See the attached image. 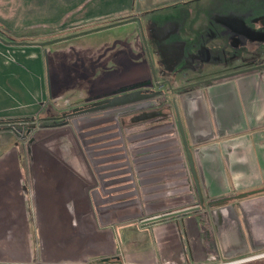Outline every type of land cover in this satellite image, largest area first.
<instances>
[{
    "label": "crops",
    "instance_id": "0c3cea01",
    "mask_svg": "<svg viewBox=\"0 0 264 264\" xmlns=\"http://www.w3.org/2000/svg\"><path fill=\"white\" fill-rule=\"evenodd\" d=\"M170 1L186 9L182 19L170 17L175 23L170 25V40L177 50L198 52L190 67L196 60L202 68L210 66L205 64L210 62L206 52L221 36L225 39L227 30L219 25L213 35L212 16L205 9L208 0H0V24L10 30L33 19L39 2H57L59 14L78 4V27L105 26L47 45L52 48L0 39V120H27L43 113L37 124L30 119L27 126H16L27 136L16 133L6 146L1 141L10 131L0 127V260L78 262L112 255L116 249L126 253L127 246L138 250L133 259L158 264L241 262L264 254V191H258L264 187V70L204 78L193 69L184 79L177 72L174 83L201 85L171 91V105L157 109L144 100L78 116L76 127L42 123L55 119L51 102L109 97L149 76L142 30L156 41L152 25L169 8L140 5ZM251 8L245 11L248 18H264L263 7L258 12ZM59 14L48 12L46 18ZM133 17L140 25L136 20L110 25ZM173 101L204 206L177 214L198 206L199 200L182 201L184 191H177L174 183L181 176V160L164 156L148 170L154 171L159 186L154 187L153 177H145L141 185H151L148 192L160 195L171 189L176 197L150 203L142 222H154L137 227L134 221L125 222L137 216L139 206L125 197L135 186V175L127 146L115 138V124L120 128L115 121L122 120L123 129L138 127L144 133L139 141L143 145L183 146L187 168L181 166L192 180L191 193L197 194ZM163 122L170 129L166 141L157 138L161 134L148 133ZM76 131L87 138L79 143ZM87 141L99 148L93 156L80 146ZM142 158L147 157L139 156V168ZM106 193L108 197H101ZM228 194H234V200L208 204Z\"/></svg>",
    "mask_w": 264,
    "mask_h": 264
},
{
    "label": "rangeland",
    "instance_id": "374dc122",
    "mask_svg": "<svg viewBox=\"0 0 264 264\" xmlns=\"http://www.w3.org/2000/svg\"><path fill=\"white\" fill-rule=\"evenodd\" d=\"M136 2L138 0H135ZM218 1L219 0H208V3L206 5V11L209 12L212 16V33L214 35V31L218 30L219 25H221L223 28L227 30V34L225 39L221 36L220 43H215L214 45L211 44L210 48L211 50L207 51L206 53L210 55V62H205V64H210V66H205V68H202L199 65V62L196 60L194 61V67H190L191 61L190 59L193 56V53L196 54L198 52H192V51H182L177 50L176 43H173L170 38V31L172 28H170V25H174L173 20H171L170 17L176 18L185 16L186 9L183 7H174L176 4L173 2H153V3H140L141 7L144 5L153 7V9L156 8H162L167 7L169 10L165 11L163 15H158V23L153 24L152 29L153 33L156 35V41L152 42L151 38L149 39V34L151 32H147L148 34L144 35V31L142 30V41H143V48H144V54H145V60L149 71V76H147L144 80L140 82H134L131 81L130 84H128V87H131L133 85L143 83L151 80V84L146 85V89L148 92L155 91L160 89L159 93H157L155 96L145 99L149 102L150 105L156 107L157 109L162 108L167 105H171V91H178L183 92L182 87H190V89H195L199 85H201L200 82H179L174 83L176 78V73H179V78L184 79L186 74L189 75L190 71L196 70L195 75L197 73L204 74L202 77H213V76H229L228 74L238 72L241 70H245L243 72H249L254 70H264V25L260 23L259 19L256 18H248L249 15L245 13L248 6L252 7L251 10L258 12L262 8V12H264V0H220L221 8L218 7ZM76 6V5H75ZM174 7V8H173ZM58 3H50L43 4L41 2L34 4V13L33 19L25 20L26 22L23 24L19 23L16 27H14L13 30H10L6 26H2L0 24V37H2L4 40L7 41H45L56 37L66 36L69 34H73L76 32H79L81 30H84L83 27H78V4L76 7H73L71 9H67L66 12H63L59 14L58 12ZM50 12L51 15H60L59 18L56 19H47L46 15ZM253 15V13H251ZM226 17L222 19H218V17ZM244 16H247V18H243ZM178 21L177 19H174V21ZM22 21V20H21ZM217 23V24H215ZM219 23V24H218ZM21 25V26H20ZM222 31V30H221ZM153 34V35H154ZM213 39V38H212ZM69 40V39H68ZM225 45H224V43ZM74 43V41H73ZM212 43V41H211ZM221 47V48H220ZM45 48H52L51 46H45ZM220 48V49H219ZM41 50L42 47H41ZM202 54V52H199ZM257 67V68H256ZM252 68V69H251ZM251 69V70H248ZM241 72V73H243ZM193 73V72H192ZM238 74V73H237ZM194 75V76H195ZM235 75V74H234ZM192 76V75H191ZM231 76V75H230ZM193 77V76H192ZM201 79V78H200ZM160 83L159 86L153 84ZM165 82L164 84H161ZM167 83V84H166ZM169 84V85H168ZM178 85V87H176ZM188 90V89H187ZM186 91V90H185ZM99 100V99H84L82 101L78 100H64V104H53L50 103L51 112L54 111L55 107V114H52L51 116L55 119L50 120V118H47L46 121H43V124L46 125H53L57 127H63L66 125H70L71 123H77L78 124V116H86L93 113H96L100 110L95 111H89V112H80L78 111L73 112V108L78 107H87L90 103ZM60 108V109H59ZM50 112V113H51ZM43 113L40 115L42 116ZM40 115L34 113L32 115H29V118L27 120H24L23 118H17L16 121L4 118L0 120V127H5L8 129L9 134H6L3 136V140L1 141L4 146L7 145V141L9 138H12V140H15V137L17 136L16 133H19L21 137L24 135L27 136L25 133L24 128H19L16 126H19L20 124L27 123L28 120L34 119L35 124L38 121V118ZM55 115V116H54ZM48 117V116H47ZM74 118H76L75 121ZM121 120V119H120ZM88 123H91L92 120L86 121ZM118 122V125L120 128H118L115 124L114 131L116 134L115 138H119V142L127 146L126 151L130 152V160H131V168L132 172L134 173V183L135 186H131V191L125 195L126 198L130 197L131 200H135L138 203V208L136 211L137 216H132L131 218L125 219L126 221H134L137 227L144 226V224H149L154 222V219L149 220L147 222H142V217L144 216L145 210L149 209L150 203L163 198L164 200L170 197H176L172 196L171 193L172 190L169 189L167 192L163 194L156 193L155 191L148 190L152 187L151 185L144 187V185H141L143 181H145V177H153L155 180V183H153L154 187L159 186L160 180L155 177L154 171L148 170L154 166L153 164L156 163L155 160L162 158L164 156H172L175 157V161H180L181 164L179 165L178 174L181 176L176 179L177 185L179 186V189L177 191L181 192V188L184 191V194H180L179 196H183L182 201L184 202H197L198 196L197 194H192V180L190 178V175L187 174V163L185 160V152L183 149V146L180 145H169L166 146L164 144V147H154L151 145H143V143H140L139 141L145 137H143V132L140 131L138 127H125L123 129V125L121 124V121H115ZM158 122V121H153ZM74 123L71 125L72 127L75 126ZM164 123V122H163ZM162 123V124H163ZM26 124V126H27ZM164 123L163 125H160V129H154L153 131H150L148 133L153 134H161L162 136L157 137L158 139L161 138L163 141H166V138H168L165 134L167 131H169V126ZM76 127V126H75ZM74 127V129H75ZM71 128V127H70ZM151 130V129H149ZM148 130V131H149ZM77 132V131H76ZM82 134L81 136H78L77 132V139L79 143L87 137H85ZM9 136V137H8ZM88 136V135H87ZM90 136V135H89ZM19 137V136H18ZM25 139V138H24ZM87 144H81L84 151L88 152V155L95 153V151H98L96 147H92L91 143L87 141ZM1 143V144H2ZM10 143V142H9ZM129 143V144H128ZM141 144V145H140ZM9 145V144H8ZM121 147L120 149H122ZM86 152V153H87ZM139 156L147 157L145 159L142 158L141 166L142 168H139L138 162L140 161ZM179 156V157H178ZM89 159V158H88ZM185 165V167H182L181 165ZM152 165V166H151ZM150 166V167H149ZM141 170V174L139 175L137 171ZM147 172V173H146ZM148 180V179H147ZM122 182V181H121ZM133 185V184H131ZM148 189V190H147ZM175 192V190H174ZM195 192V191H194ZM161 196V197H160ZM101 197H108V194H103ZM117 198V196H114ZM121 197V196H120ZM110 198V197H109ZM122 198V197H121ZM179 198V197H178ZM194 211V210H193ZM192 212V211H188ZM118 243L116 242V246ZM132 246V245H131ZM138 250L135 249L133 246L128 247L126 253L125 251H119V249H116L114 254L107 255V256H100L97 258H90L83 261H62L57 262L53 264H158V263H141L138 259H133V255H137ZM123 254V255H122ZM126 254V255H124ZM256 260H253L251 263L253 264H264V254L259 255L256 257ZM12 260H0V264H19V263H12L9 262ZM35 261V262H34ZM236 261H222V263L219 264H233ZM23 264H48L41 260H25Z\"/></svg>",
    "mask_w": 264,
    "mask_h": 264
},
{
    "label": "water",
    "instance_id": "95a60500",
    "mask_svg": "<svg viewBox=\"0 0 264 264\" xmlns=\"http://www.w3.org/2000/svg\"><path fill=\"white\" fill-rule=\"evenodd\" d=\"M131 20H136L138 22V24L140 25V20H139L138 17H133V18H129V19L116 21V22L111 23L110 25L116 24V23H121V22H126V21H131ZM260 23L262 25H264V18L260 19ZM101 27H105V26L90 28V29H87V30H81V31L73 33V34H69V35L61 36V37H56V38H52V39L41 41V42H24V43H31V44L34 43V44H38V45L44 46V45H48V44H51V43H54V42H57V41H61V40H64V39H68V38H71V37H74V36H78V35H81V34L92 32L94 30L100 29ZM142 37H143V35H142ZM0 39L2 41L6 42V40H4L3 38L0 37ZM251 69H248V70H251ZM243 71H245V70L234 72V73H231V74H228V75L229 76L230 75H234V74H237V73H241ZM150 82H151V80L149 79L146 82L139 83V84L131 86L130 88H128V90L122 89V90H120V92L118 94H116L114 96H110V97H106V98H102V99L96 100V101L90 103L89 106H87V107L73 108V112L78 111V113H80V112H89V111H95V110H100V109H106V108H111V107H118V106H121V105H126V104H130V103H134V102L146 99V98H150V97L154 96L157 92H144V91H142V90H140L138 88V87H140L142 85L149 84ZM156 84L158 85V83H156ZM173 105H174V108H175V111H176V114H177V119H178L180 132H181V135H182V139H183V143H184V147H185L188 163H189V166H190V170H191V173H192L193 181H194V184H195V187H196L197 196H198V200H199V205L198 206L193 207V208H189V209H186V210H183V211H180V212H177V214H181V213H185V212H188V211L197 210L200 207H203L204 206V204H203L204 200H203V195H202V192H201V189H200L199 181H198V178H197V174H196V170H195L192 154H191V151H190V149H189V147L187 145L186 139L184 137V132H183V129H182V125H181L179 116H178V111H177V108H176V104H175L174 101H173ZM247 193L250 194L252 192L249 191V192H246V193H241V194H238L237 197H242V196L246 195ZM222 200L223 199H217V200L208 202V204L211 205L212 203H219Z\"/></svg>",
    "mask_w": 264,
    "mask_h": 264
},
{
    "label": "flooded vegetation",
    "instance_id": "af4514ba",
    "mask_svg": "<svg viewBox=\"0 0 264 264\" xmlns=\"http://www.w3.org/2000/svg\"><path fill=\"white\" fill-rule=\"evenodd\" d=\"M165 82H163V83H161V84H164ZM149 84H151V82L149 83ZM153 84H155V85H157L155 82H153ZM167 84V83H166ZM146 85H148V84H145V85H142V86H140V87H138L140 90H142V91H144V92H148L147 91V89L145 88L146 87ZM160 85V83H158V85L157 86H159ZM169 85V84H168ZM128 90V89H127ZM159 91H160V89H158V90H155V91H150V92H157V93H159ZM120 92V91H119ZM119 92H117L116 94H118ZM156 93V94H157ZM116 94H114V95H116ZM155 94V95H156ZM114 95H112V96H114ZM154 95V96H155ZM110 97V96H109ZM153 97V96H152ZM106 98V97H105ZM151 98V97H150ZM99 99H102V98H99ZM146 99H149V98H146ZM145 99H143V100H140V101H144ZM257 258H254V259H249V260H244V261H241V262H235V263H233V264H253V263H251L253 260H256Z\"/></svg>",
    "mask_w": 264,
    "mask_h": 264
},
{
    "label": "trees",
    "instance_id": "16d2710c",
    "mask_svg": "<svg viewBox=\"0 0 264 264\" xmlns=\"http://www.w3.org/2000/svg\"><path fill=\"white\" fill-rule=\"evenodd\" d=\"M182 90H187V89H190V87H182L181 88ZM258 191L262 192L264 191V187L260 188ZM234 194H228V195H225L223 197H221V199H223L221 202H227V201H231V200H234Z\"/></svg>",
    "mask_w": 264,
    "mask_h": 264
}]
</instances>
